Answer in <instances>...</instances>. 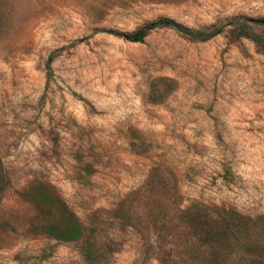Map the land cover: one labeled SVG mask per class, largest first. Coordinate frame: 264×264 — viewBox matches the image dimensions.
<instances>
[{
	"label": "rangeland",
	"instance_id": "374dc122",
	"mask_svg": "<svg viewBox=\"0 0 264 264\" xmlns=\"http://www.w3.org/2000/svg\"><path fill=\"white\" fill-rule=\"evenodd\" d=\"M0 264H264V0H0Z\"/></svg>",
	"mask_w": 264,
	"mask_h": 264
},
{
	"label": "trees",
	"instance_id": "16d2710c",
	"mask_svg": "<svg viewBox=\"0 0 264 264\" xmlns=\"http://www.w3.org/2000/svg\"><path fill=\"white\" fill-rule=\"evenodd\" d=\"M162 25H167L170 27H173L174 29L183 32V33H187V34H191L193 32L192 29H190L189 27L179 23L178 21L170 18V17H158L155 19H152L148 22H145L144 24L130 30V31H126L123 33L124 37L129 39V40H134V41H140L142 40L143 36L146 34V31L149 28L155 27V26H162ZM240 34H244V35H248L251 36L253 38L254 37V32L250 31L248 29H246L245 27H241L238 29L237 31ZM57 204H53L52 202L48 204V209H58L60 216H61V220L59 223L56 222H47L42 224V229L47 232L48 234L61 239V240H74L76 238H78L81 233H82V225L80 224V222L78 221L77 217L75 216L74 212L69 209L66 204L60 200V199H56ZM186 213L187 212V221H189L192 225V227L194 228V230H197L195 224H194V220L195 223L197 222V224L200 222V224L204 225V228L201 227L200 225L198 226V228L204 229V230H211L210 226L205 225V220H200L199 217V213L198 212H192V211H186V210H181V213ZM205 214V211L203 212ZM190 214H194L191 215ZM210 217L214 218V214L211 213ZM209 218V217H207ZM221 220V218H220ZM223 220V218H222ZM196 224V225H197ZM216 228L215 232L216 234H220L222 233V235H216L215 239L219 240V239H223V225H220L218 227H214Z\"/></svg>",
	"mask_w": 264,
	"mask_h": 264
}]
</instances>
